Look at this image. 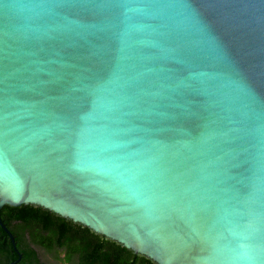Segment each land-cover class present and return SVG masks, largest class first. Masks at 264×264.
I'll return each mask as SVG.
<instances>
[{"label": "water", "instance_id": "95a60500", "mask_svg": "<svg viewBox=\"0 0 264 264\" xmlns=\"http://www.w3.org/2000/svg\"><path fill=\"white\" fill-rule=\"evenodd\" d=\"M7 205L156 264H264V0H0Z\"/></svg>", "mask_w": 264, "mask_h": 264}, {"label": "trees", "instance_id": "16d2710c", "mask_svg": "<svg viewBox=\"0 0 264 264\" xmlns=\"http://www.w3.org/2000/svg\"><path fill=\"white\" fill-rule=\"evenodd\" d=\"M0 218L14 236L19 252V255L15 252L9 236L0 227V264H48L39 250L65 264H156L38 206L7 205L2 208Z\"/></svg>", "mask_w": 264, "mask_h": 264}, {"label": "rangeland", "instance_id": "374dc122", "mask_svg": "<svg viewBox=\"0 0 264 264\" xmlns=\"http://www.w3.org/2000/svg\"><path fill=\"white\" fill-rule=\"evenodd\" d=\"M41 257L43 259L44 262L48 263V264H65L62 261H58L56 259H53V257L49 254H47L46 252H43L42 250H39Z\"/></svg>", "mask_w": 264, "mask_h": 264}, {"label": "flooded vegetation", "instance_id": "af4514ba", "mask_svg": "<svg viewBox=\"0 0 264 264\" xmlns=\"http://www.w3.org/2000/svg\"><path fill=\"white\" fill-rule=\"evenodd\" d=\"M21 262V261H20ZM17 264H20V263H17ZM24 264H26V263H24Z\"/></svg>", "mask_w": 264, "mask_h": 264}]
</instances>
